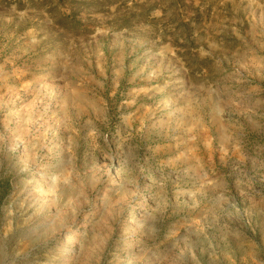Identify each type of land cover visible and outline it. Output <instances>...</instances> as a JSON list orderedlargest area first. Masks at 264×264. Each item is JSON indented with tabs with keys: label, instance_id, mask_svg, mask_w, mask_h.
Segmentation results:
<instances>
[{
	"label": "rangeland",
	"instance_id": "374dc122",
	"mask_svg": "<svg viewBox=\"0 0 264 264\" xmlns=\"http://www.w3.org/2000/svg\"><path fill=\"white\" fill-rule=\"evenodd\" d=\"M150 261L264 264V0H0V264Z\"/></svg>",
	"mask_w": 264,
	"mask_h": 264
},
{
	"label": "crops",
	"instance_id": "0c3cea01",
	"mask_svg": "<svg viewBox=\"0 0 264 264\" xmlns=\"http://www.w3.org/2000/svg\"><path fill=\"white\" fill-rule=\"evenodd\" d=\"M250 211L252 212V208L250 206V209H247V208H244L241 212H235L233 213L234 214V218H237V222L235 220H233L231 223H232V231H236V228L238 230V235L241 236V238L239 239L240 242H244L243 235H246L247 234V231L244 230V227L247 223V220L249 219V215L251 216L250 214ZM253 216V215H252ZM242 219V221H241ZM237 223V224H236ZM242 234V235H241Z\"/></svg>",
	"mask_w": 264,
	"mask_h": 264
},
{
	"label": "bare ground",
	"instance_id": "6f19581e",
	"mask_svg": "<svg viewBox=\"0 0 264 264\" xmlns=\"http://www.w3.org/2000/svg\"><path fill=\"white\" fill-rule=\"evenodd\" d=\"M149 263H150V264H153L154 262L150 261Z\"/></svg>",
	"mask_w": 264,
	"mask_h": 264
}]
</instances>
